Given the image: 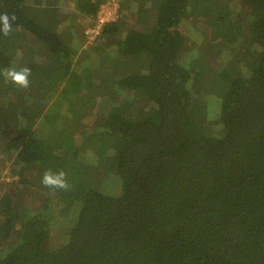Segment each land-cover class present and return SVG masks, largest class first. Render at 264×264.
<instances>
[{"label":"trees","instance_id":"16d2710c","mask_svg":"<svg viewBox=\"0 0 264 264\" xmlns=\"http://www.w3.org/2000/svg\"><path fill=\"white\" fill-rule=\"evenodd\" d=\"M65 1L0 0V264H264V0Z\"/></svg>","mask_w":264,"mask_h":264},{"label":"clouds","instance_id":"9594fccd","mask_svg":"<svg viewBox=\"0 0 264 264\" xmlns=\"http://www.w3.org/2000/svg\"><path fill=\"white\" fill-rule=\"evenodd\" d=\"M15 20L16 17L14 15L10 17L7 13L0 14V33H2L4 36H8L12 31V24L15 22ZM30 75V67H24L19 70L5 68L3 72V76L5 77L6 81L10 80L13 84L23 88L29 87ZM66 177L67 174L63 170L53 172L49 169L44 172L41 178V184L47 188H59L67 190L69 188V184Z\"/></svg>","mask_w":264,"mask_h":264},{"label":"rangeland","instance_id":"374dc122","mask_svg":"<svg viewBox=\"0 0 264 264\" xmlns=\"http://www.w3.org/2000/svg\"><path fill=\"white\" fill-rule=\"evenodd\" d=\"M74 3L71 1H65L62 2V4L59 6V8H53L50 11H42L41 12V16L40 19H42L44 21L45 24L49 23L50 21H52L53 19L57 18V19H61L62 20V25H65V29H66V33L68 34L67 31H69L71 34H74L76 32V34L79 33V29L82 28V25L85 26V24L87 23V19L85 18L86 16L84 15V13H81L79 11L78 8H76L74 5ZM133 13V12H132ZM68 36H70L68 34ZM88 52V51H87ZM81 54H85L83 52H79V55ZM7 88H3V91H5ZM75 142V140H74ZM7 172V171H5ZM4 172H2V174H0V181H2L3 179L9 181L11 180L10 177H7V173H5V176L3 175ZM39 192H37L36 194H38ZM27 195V200L29 202H31V204L34 207H38L40 204V199L32 201L31 200V196L29 194H25V196ZM56 202L52 203V206H55Z\"/></svg>","mask_w":264,"mask_h":264},{"label":"built area","instance_id":"2783aa9c","mask_svg":"<svg viewBox=\"0 0 264 264\" xmlns=\"http://www.w3.org/2000/svg\"><path fill=\"white\" fill-rule=\"evenodd\" d=\"M119 9L120 4L117 0H107L100 6L95 18L91 16L88 17L89 19H93V21L90 22L93 23V25L91 24L85 31L89 41L99 36L106 24L118 20Z\"/></svg>","mask_w":264,"mask_h":264}]
</instances>
